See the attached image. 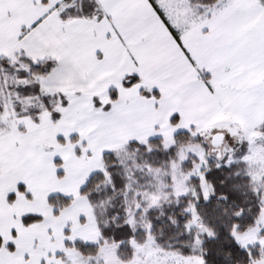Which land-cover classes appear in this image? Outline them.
<instances>
[{"label":"snow or ice","instance_id":"snow-or-ice-1","mask_svg":"<svg viewBox=\"0 0 264 264\" xmlns=\"http://www.w3.org/2000/svg\"><path fill=\"white\" fill-rule=\"evenodd\" d=\"M0 264H264V0H0Z\"/></svg>","mask_w":264,"mask_h":264}]
</instances>
